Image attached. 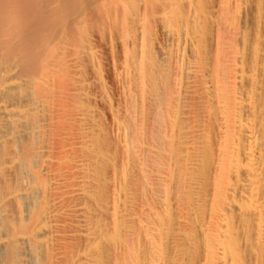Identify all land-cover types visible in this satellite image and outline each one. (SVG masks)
<instances>
[{"label":"bare ground","instance_id":"obj_1","mask_svg":"<svg viewBox=\"0 0 264 264\" xmlns=\"http://www.w3.org/2000/svg\"><path fill=\"white\" fill-rule=\"evenodd\" d=\"M0 264H264V0H0Z\"/></svg>","mask_w":264,"mask_h":264}]
</instances>
